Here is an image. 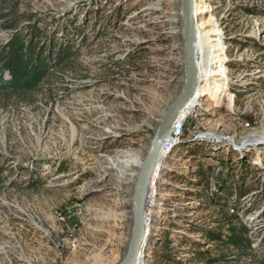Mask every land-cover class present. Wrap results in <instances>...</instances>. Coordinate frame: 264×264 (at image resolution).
Instances as JSON below:
<instances>
[{
	"label": "rangeland",
	"instance_id": "374dc122",
	"mask_svg": "<svg viewBox=\"0 0 264 264\" xmlns=\"http://www.w3.org/2000/svg\"><path fill=\"white\" fill-rule=\"evenodd\" d=\"M8 5L67 13L82 31L57 89L0 101V264H118L136 174L185 80L181 0H0ZM197 9L199 31H221L227 81L217 100L200 96L163 145L140 264H234L232 249L207 237L228 235L226 205L247 227L252 255L262 252L264 0H199ZM7 34L0 27V42Z\"/></svg>",
	"mask_w": 264,
	"mask_h": 264
},
{
	"label": "trees",
	"instance_id": "16d2710c",
	"mask_svg": "<svg viewBox=\"0 0 264 264\" xmlns=\"http://www.w3.org/2000/svg\"><path fill=\"white\" fill-rule=\"evenodd\" d=\"M16 8L15 5L0 6V27L8 33L0 42V101L14 99L28 103L44 89L47 93L57 89L55 75L69 68L79 54L75 40L81 35L82 27L76 21H70L67 13L49 17L41 13L26 14ZM1 173L0 169V182ZM199 182L206 183V179ZM243 193L245 191L240 190L238 198ZM225 207L223 218L227 222L228 235L223 240L220 234L209 232L208 240L232 249L236 255L228 259L234 264L245 258L250 261L254 258V264H264V237L260 241L262 252L258 256L252 255L253 242L247 227L241 222L236 208ZM196 255L201 257L203 254L196 252ZM206 260L207 264L215 262L210 258Z\"/></svg>",
	"mask_w": 264,
	"mask_h": 264
},
{
	"label": "water",
	"instance_id": "95a60500",
	"mask_svg": "<svg viewBox=\"0 0 264 264\" xmlns=\"http://www.w3.org/2000/svg\"><path fill=\"white\" fill-rule=\"evenodd\" d=\"M194 1L181 0L183 61L185 80L181 91L164 111L149 143L145 157L140 164L131 195L130 238L125 254L118 264H136L145 241V198L156 167L158 155L167 140L173 122L180 109L193 97L196 90L197 76L195 65V17Z\"/></svg>",
	"mask_w": 264,
	"mask_h": 264
},
{
	"label": "bare ground",
	"instance_id": "6f19581e",
	"mask_svg": "<svg viewBox=\"0 0 264 264\" xmlns=\"http://www.w3.org/2000/svg\"><path fill=\"white\" fill-rule=\"evenodd\" d=\"M198 1L199 0L194 1V17H196L197 12H198V9H197ZM198 29H201V27L198 24H196L195 25V44L197 42L201 44L200 46L201 52L199 53L200 60L198 61L199 64H197L198 63L197 61L195 63L196 76H197L196 90H195V94L193 95V97L189 99L188 102H186L184 106L180 109L177 118H181L184 115H186L187 110L190 109L191 106L194 105L195 101L202 95L208 94L212 97L213 100H217L220 91L225 87L226 81H227L226 74L225 73L222 74V72L225 71L222 65V62L224 60L225 45L222 44V42L219 40V37H218L221 34V31L219 29H215L211 33L212 36H209L208 34H206V32L199 31ZM201 82L203 83V85L204 84L206 85L204 86L201 85ZM177 123H180V122H177ZM175 124L176 122H173L172 132L175 135V137H177V132L179 131V130L177 131V129L178 128L180 129V125L176 129ZM261 140L264 141V138H261ZM174 141H170L169 139H167L166 143L169 142L170 143L169 146L171 147ZM162 149H163V146L158 155L157 163H159L161 159ZM133 162H135L136 164L140 163V161H133ZM151 183H152V179H151ZM147 197H148V194H146L145 200L147 199ZM146 225L147 223H146V213H145V228H146ZM141 254L139 258L137 259L136 264H140Z\"/></svg>",
	"mask_w": 264,
	"mask_h": 264
},
{
	"label": "built area",
	"instance_id": "2783aa9c",
	"mask_svg": "<svg viewBox=\"0 0 264 264\" xmlns=\"http://www.w3.org/2000/svg\"><path fill=\"white\" fill-rule=\"evenodd\" d=\"M183 118H184V116L181 117V118H177L174 122H180L181 127H182V125H183V121H182V119H183ZM167 139H172V126H171V129H170V132H169V136H168ZM166 141H167V140H166ZM166 141L163 143V145L166 143Z\"/></svg>",
	"mask_w": 264,
	"mask_h": 264
}]
</instances>
